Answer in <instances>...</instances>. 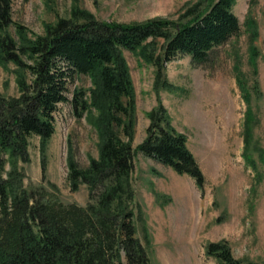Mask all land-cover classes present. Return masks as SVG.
Segmentation results:
<instances>
[{"label":"trees","instance_id":"obj_1","mask_svg":"<svg viewBox=\"0 0 264 264\" xmlns=\"http://www.w3.org/2000/svg\"><path fill=\"white\" fill-rule=\"evenodd\" d=\"M13 0H0V63L14 62L21 93L0 91V264H160L137 235L135 222L136 94L124 49L140 53L156 66L154 88L173 89L167 62L190 55L194 65L209 62L220 45L241 31L234 11L237 0H195L185 5L179 19L154 16L129 22L98 19L88 9L75 7L70 16L46 24L43 34L29 37L10 26ZM252 3L255 0H251ZM252 9V8H250ZM251 34L250 63L256 73L259 30L252 10L244 20ZM237 52H235L236 54ZM235 55V75L249 103L244 121L247 161L256 167L254 150L264 162V147L256 144L252 90ZM30 74L27 81L24 73ZM79 73L91 76L93 86L78 88L69 97L70 84ZM79 117L87 116L99 135V156L87 166L70 155L69 179L73 189L89 186V201H65L55 189L29 187L20 161H28L29 137H41L44 154L56 130L55 111L69 101ZM147 135L138 145L144 154L189 174L201 193L206 175L188 144V135L176 128L161 96L148 110ZM9 165V168L7 167ZM259 174V173H258ZM149 241V235L146 237ZM206 253L218 264H242L229 240H211Z\"/></svg>","mask_w":264,"mask_h":264},{"label":"rangeland","instance_id":"obj_2","mask_svg":"<svg viewBox=\"0 0 264 264\" xmlns=\"http://www.w3.org/2000/svg\"><path fill=\"white\" fill-rule=\"evenodd\" d=\"M191 1L195 0H13L10 31L18 38L17 25H23L28 36L34 38L45 33L46 24L70 16L78 6L98 19L129 22L164 16L177 20ZM251 10L259 30L254 40L260 48L256 73L250 63L252 37L244 24ZM234 11L242 22L241 31L220 45L209 62L194 65L190 55L167 62L173 89L157 92L156 66L140 53L124 49L137 108L132 174L137 235L160 264H218L215 257L207 255L206 245L223 238L229 240L242 264H264V162L254 150L257 171L244 155V121L249 103L234 69L235 55L239 54L249 84H259L252 90L251 99L256 116L253 140L264 147V0H237ZM16 69L14 62L0 63V91L5 95L21 93ZM22 72L28 81L30 74ZM91 86V76L79 73L70 84L69 97L76 89L88 90ZM158 96L176 128L188 135V144L206 175L204 193L192 176L180 174L138 149L150 124L147 112L158 103ZM55 125L44 154L41 137H29L30 159L19 162L26 173L25 183L48 190H53L51 183H55L61 199L87 204L89 186L80 183L78 189L72 188L68 160L71 155L87 166L91 156L98 157V132L86 114H75L71 100L58 104Z\"/></svg>","mask_w":264,"mask_h":264}]
</instances>
